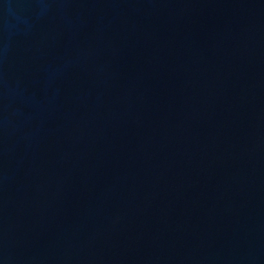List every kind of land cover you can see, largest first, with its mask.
I'll return each instance as SVG.
<instances>
[{"label":"water","instance_id":"water-1","mask_svg":"<svg viewBox=\"0 0 264 264\" xmlns=\"http://www.w3.org/2000/svg\"><path fill=\"white\" fill-rule=\"evenodd\" d=\"M0 264H264V0H0Z\"/></svg>","mask_w":264,"mask_h":264}]
</instances>
